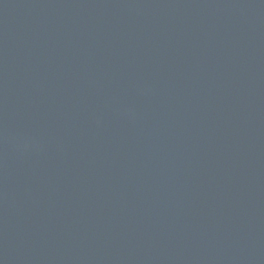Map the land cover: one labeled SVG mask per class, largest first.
Here are the masks:
<instances>
[{
  "label": "water",
  "instance_id": "water-1",
  "mask_svg": "<svg viewBox=\"0 0 264 264\" xmlns=\"http://www.w3.org/2000/svg\"><path fill=\"white\" fill-rule=\"evenodd\" d=\"M0 264H264V0H0Z\"/></svg>",
  "mask_w": 264,
  "mask_h": 264
}]
</instances>
